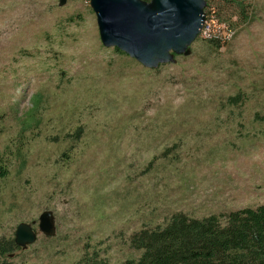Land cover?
<instances>
[{"label": "rangeland", "instance_id": "obj_1", "mask_svg": "<svg viewBox=\"0 0 264 264\" xmlns=\"http://www.w3.org/2000/svg\"><path fill=\"white\" fill-rule=\"evenodd\" d=\"M207 2L235 35L147 69L102 45L89 0H0V238L37 235L8 260L119 264L174 212L264 204V0Z\"/></svg>", "mask_w": 264, "mask_h": 264}, {"label": "trees", "instance_id": "obj_2", "mask_svg": "<svg viewBox=\"0 0 264 264\" xmlns=\"http://www.w3.org/2000/svg\"><path fill=\"white\" fill-rule=\"evenodd\" d=\"M244 16L246 19V14ZM204 17L205 20L212 19L218 25L225 24L234 29L217 19L207 0ZM201 40L218 46L226 44L220 36ZM115 51L122 53L116 48ZM32 101L26 122L28 126L37 122L34 112L41 102L36 96ZM229 101L234 106L242 101V97L236 94ZM8 173V166L0 159V179ZM128 244L138 251V256L119 264H264V204L203 217L177 211L162 224L142 227L133 232ZM18 248L14 238H0V264H17L8 260L6 255ZM78 264L108 263L90 255L80 259Z\"/></svg>", "mask_w": 264, "mask_h": 264}, {"label": "water", "instance_id": "obj_3", "mask_svg": "<svg viewBox=\"0 0 264 264\" xmlns=\"http://www.w3.org/2000/svg\"><path fill=\"white\" fill-rule=\"evenodd\" d=\"M99 37L106 48H116L147 69L173 63L189 55L204 23L205 0H89ZM65 0H59L62 6ZM39 229L50 233L51 216L44 211ZM26 222L16 226L14 242L23 247L36 239Z\"/></svg>", "mask_w": 264, "mask_h": 264}, {"label": "built area", "instance_id": "obj_4", "mask_svg": "<svg viewBox=\"0 0 264 264\" xmlns=\"http://www.w3.org/2000/svg\"><path fill=\"white\" fill-rule=\"evenodd\" d=\"M235 35V29H230L225 24H216L214 20H205L202 25V29L200 31L199 38L201 39H209L212 37H218L224 39V41L228 42V38Z\"/></svg>", "mask_w": 264, "mask_h": 264}]
</instances>
